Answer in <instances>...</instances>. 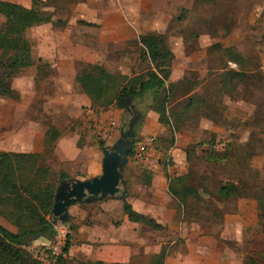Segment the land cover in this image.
Instances as JSON below:
<instances>
[{
  "label": "rangeland",
  "instance_id": "rangeland-1",
  "mask_svg": "<svg viewBox=\"0 0 264 264\" xmlns=\"http://www.w3.org/2000/svg\"><path fill=\"white\" fill-rule=\"evenodd\" d=\"M45 2L49 11L53 12V20L50 24L53 35L55 34L54 43L58 44L59 49L66 48L68 41L80 40L78 27L89 25L82 24L81 19L77 17L78 14L93 19L97 16L98 9H111V6H118V3L124 6L126 12L124 21L138 25L139 34L146 32L142 30L144 27L165 26L160 32L165 36L170 48H179L180 57L175 61L174 66L178 74H183L180 78L182 80L178 82L180 84L173 87L175 92L168 106L179 109L188 98L203 99L205 96L209 104H213V108L208 109L202 105L197 110L189 112L181 123L179 132H187L192 135V139L183 151V167L175 173L185 175V183L193 187L200 196V200L194 195H189L184 204L179 205L177 200H174L176 201L174 202L176 211L174 220L179 229L177 232L184 236L174 233V229L169 233L161 227L158 228V235H160L158 241L162 243L161 248L165 254L167 250L179 251L182 258V254H186V240L191 239V236L193 239L196 234L201 238L217 236L218 244L214 250L226 244L232 252H238L235 254L243 258L240 260L243 264L244 262L248 264L247 257L251 255L258 264H264V208L260 209L254 205V201L257 202L258 198L264 200V68L260 67L259 60V52L264 42V0H45ZM2 22L3 19L0 18V25ZM50 24H47L41 32L36 30L30 32L29 40H31L32 53L35 56L40 52L41 44H45L42 46V49H45L46 44L52 43V37L48 36L50 31L47 29ZM87 31L90 34L85 37L84 43L87 41L92 49L106 53L102 65L108 71L121 73V69L117 66L119 64L124 66L123 70L126 73L145 69V64L138 59V47L135 40L119 48L111 44L101 46L97 37L93 35L94 29ZM178 38L183 40L181 46L176 47L169 43V40ZM234 42H237V48L231 45ZM216 43L222 47L233 46L236 52L245 58L241 68L248 74L242 81L237 82L233 91H224L220 83L225 71L237 69L238 66L235 62L228 61L220 52L221 48L218 49L215 46ZM119 54L126 56L125 62L121 63V59H118ZM183 55L190 59L185 61ZM233 64L235 67H232ZM26 68H21L19 72ZM77 68H80L78 63ZM183 82L192 85L183 86L181 84ZM51 92V86L48 84L45 91L47 106H51L47 102ZM17 110L20 112L19 107ZM68 112L70 111L56 110L55 112L52 108L49 111L46 108L45 120H55L59 125H65L64 116L68 115ZM129 119L130 117L123 122L122 127H127ZM112 121L111 118L107 119L105 127L107 126L108 129L107 127L97 128L98 123L91 126L94 132L90 134L93 135L95 142L103 141L104 145H112L113 139L119 138L120 131ZM93 123L94 121H90L91 125ZM163 135L167 136L164 145H168L170 139L168 127L166 135ZM210 139L214 140L215 146L211 151L213 159L208 160L200 150V144ZM137 145L133 147V155L128 158L127 167L124 168L126 177L129 178L128 188L120 185L119 191L108 199L114 198L121 201L119 195L125 189L129 190L130 197L137 196L136 188L142 185L138 171L141 167H147L133 159ZM151 146L150 151L153 147ZM51 150V148L46 149L45 153L38 157V160L36 159V163L49 170L50 180L56 187L59 173L51 170L53 166ZM159 155L161 156L160 153ZM172 164L169 158L167 166L171 167ZM228 182H233L239 187L241 196L234 195L227 200L218 197L217 190ZM213 194L216 196L214 197ZM241 200H245V203L240 204ZM104 203L100 200L92 206L95 209V205L100 207L99 205L102 204L103 209L100 207L99 210L103 212L108 210L107 212L111 215L108 218L111 222L114 225H120L121 215L123 216L122 204L120 202L115 204L116 202L110 200ZM91 204L81 207L83 210L88 209ZM113 204L117 206L113 207ZM0 210H2L1 207ZM83 210L78 211L81 215L79 218H73L74 220L64 223L68 232L57 241L55 264H60L57 258L60 253L62 258L65 257L64 264H74L76 260L94 261L84 252V247L88 248V241L91 239L87 228L91 226L92 217L90 213L85 215L86 211ZM235 213L247 216L246 223L251 225L242 228L238 244L221 238V233L225 230L223 226L225 215ZM109 219L100 218L97 221L98 226L103 228L109 226L105 222ZM0 220L6 222L2 214H0ZM70 226L72 229L69 228ZM192 227L196 230H192ZM192 231L196 234L192 235ZM234 233L226 234L229 236L228 239L232 238ZM73 239L75 244L72 243ZM66 240H69L70 252L63 254L61 249ZM172 241L174 243L170 245ZM46 245L33 250L34 256L38 254L39 258L35 257L41 264H50L47 263ZM173 256L174 254L169 256L167 264L177 263ZM146 259V256L141 253L135 262H147L148 259Z\"/></svg>",
  "mask_w": 264,
  "mask_h": 264
},
{
  "label": "crops",
  "instance_id": "crops-1",
  "mask_svg": "<svg viewBox=\"0 0 264 264\" xmlns=\"http://www.w3.org/2000/svg\"><path fill=\"white\" fill-rule=\"evenodd\" d=\"M11 2H17L23 6L29 7L31 0H6ZM110 16V17H109ZM126 12L123 4L118 6H111V9L100 8L97 10V16L93 19H88L85 15L78 14V18L90 23L88 26L78 27L77 32L80 40L76 42L68 41L66 48H58V44L54 43L53 32L51 30V24L47 29L50 31L49 37L51 38V44H46V48L42 49L41 44L40 52L35 56L31 53L32 58L35 61L34 64L28 66L24 71L19 72L11 79V85L20 93L19 100H13L10 98L0 97V152H12V153H38L44 154L46 149V132L49 127H53L59 130V135L51 146L52 163L51 170L57 174L63 172L68 175V178L86 179L99 175L101 173V160L102 153L98 143L95 142L93 135V129L91 126H95L98 123L97 128H106L107 119L111 118L120 131L123 124V111L115 107H109L105 110H96L92 104L90 98L82 91L78 83L76 82V74L78 72V62H90L104 64L103 57L106 53H100V50L92 49L85 37L89 29H94L93 35L97 37V41L102 45L111 44L114 47H122L128 41L137 39L139 33L138 25L131 22L124 21ZM109 17V18H108ZM0 18L3 19L2 16ZM45 23L31 26L26 31V37L29 39L30 32L36 30L41 32L47 25ZM95 25V26H93ZM164 25L144 27L142 30L162 32ZM141 30V32H142ZM144 32V31H143ZM42 39V37H40ZM39 39V37H38ZM84 40V41H83ZM30 44H31V40ZM84 43V44H83ZM173 46H181L183 40L178 38L176 40H169ZM50 47H48V46ZM237 48V42L232 43ZM174 53V60L171 66V73L169 80L174 82V86L180 82L183 74L176 72L174 66L175 61L178 60L180 55L178 54L179 48H171ZM46 50V51H45ZM48 50V51H47ZM204 54V53H203ZM184 56V60L187 61L190 57ZM121 63L125 62L126 56L119 54ZM117 59V60H118ZM137 59L135 58V61ZM260 67L264 68V42H262V49L259 52ZM37 63L41 65L42 70L37 71ZM119 66L122 74L131 75L132 71L126 73L124 66ZM34 68V69H32ZM112 72V71H111ZM22 74V76H20ZM21 77V79H19ZM180 79V80H179ZM20 82V84H19ZM51 86L52 92L47 99V106L45 91L48 86ZM183 86L192 85L190 83H181ZM173 88V93H174ZM147 99V98H145ZM143 100L135 104L134 109L144 110L150 103V99ZM47 106V107H46ZM20 108V112L17 110ZM46 108L50 111V108L56 112V110H67L68 115H65V125H59L55 120L46 121L45 112ZM74 118V119H73ZM158 115L147 108L142 125L139 129V137L141 141H145L148 138L156 137L157 135H163L167 133V127L162 125L157 120ZM70 119L74 120L71 121ZM90 121H94L91 125ZM70 122H72L70 124ZM108 129V127H107ZM104 134V133H103ZM142 137V139H141ZM192 135L187 132H179L175 134L174 144L169 148L167 154L172 160L171 167L167 166V173L173 175L175 171L181 170L184 163V148L191 141ZM113 143L117 139H113ZM78 141L80 142L78 145ZM153 146V145H152ZM151 146V147H152ZM160 151L152 147L147 152L148 158L140 162L145 167L143 177L142 167L138 171L140 186H137V196L130 197L129 190L127 191L126 200L131 204L134 211L153 219L159 224L164 231L171 233L173 229L174 233L177 232L176 221L174 216L176 214L174 208V200H176L172 194L168 191V179L165 174L163 166L160 165L159 160L161 156ZM152 157V159H150ZM133 159L135 157L133 156ZM136 160V159H135ZM150 164V165H149ZM122 169V186L124 181L128 188L129 178L126 177L124 168ZM138 178V177H137ZM67 179V178H66ZM245 199V198H240ZM105 200V201H104ZM103 201H114L115 204H122L120 199L106 198ZM100 202V201H98ZM120 202V203H117ZM240 204H244L245 200H241ZM93 203L88 209H84L81 206L87 207L86 204L75 203L68 209L71 220L73 218H79L78 211H86L85 215H91V226L87 228V232L90 233L91 238L88 241V248L84 247V252L89 258L104 262V264L121 263L128 264L135 262L141 253L148 259L147 262L141 261L139 263H148L151 257L158 253L162 248V243L158 241V229L150 224L142 221L133 222L127 218V215L122 212V222L120 225H114L111 219L108 217L110 213L100 211V207L103 209V205H95ZM256 206V201H254ZM117 206V205H112ZM123 211V209H122ZM105 213H107L105 215ZM81 216V215H80ZM100 218H106L105 222L109 226H98L97 221ZM247 216L242 213H235L231 215H225L224 217V231L221 233V238L226 240H232L233 243L238 244L240 241V232L242 228H246L248 225ZM6 222L0 223L10 231L15 232L16 228L10 224L6 219ZM74 220V219H73ZM108 227V229H107ZM127 228V229H125ZM230 228V229H228ZM192 230H196L192 227ZM166 232V233H167ZM236 232V233H234ZM228 233H234L235 235L228 239ZM196 234L192 231V235ZM181 235V234H180ZM184 236V235H181ZM217 236H205L201 238L196 234L193 239L186 240V254L181 252H169L166 251L164 264L169 262V256L174 254L176 264H243L238 252H232L226 244L219 246L217 250H214L218 244ZM75 244V240H72ZM42 238L35 240L30 248L33 250L39 246L46 244ZM200 242V243H199ZM174 241L170 243L172 245ZM70 251H68L69 253ZM34 254V253H33ZM244 255V254H243ZM173 256V257H174ZM244 257V256H243ZM179 258V260H178ZM146 259V260H147ZM196 261H193V260ZM140 261V260H139ZM192 261V262H191ZM244 264H247L244 262Z\"/></svg>",
  "mask_w": 264,
  "mask_h": 264
},
{
  "label": "trees",
  "instance_id": "trees-1",
  "mask_svg": "<svg viewBox=\"0 0 264 264\" xmlns=\"http://www.w3.org/2000/svg\"><path fill=\"white\" fill-rule=\"evenodd\" d=\"M0 16L3 17L0 25V97L19 100L20 93L12 87L11 79L21 68L28 67L35 62L26 31L31 26L51 22L53 12L49 11L45 0H31L29 7L17 2L0 0ZM80 22L90 24L84 20ZM134 40L138 47V59L145 64L144 70L132 72L129 76L120 72L108 71L99 63L78 62L80 68L76 74V82L90 98L97 111L109 107L121 109L123 122L132 116L135 104L149 98L150 103L144 110L136 109L139 117L134 121L132 131L134 135H137V139L132 142L128 156L132 157L133 147L140 140L138 131L148 108L158 115L157 120L160 124L169 128L168 145H164L167 136L151 137V145L161 152L159 163L163 166L168 179V191L179 205L184 204L189 195H194L200 200V196L193 187L185 183V175L175 172L173 175L167 173L166 168L169 162L167 152L173 145L175 134L180 131L185 116L202 105L212 109L213 104H209L207 97L204 96L203 99L188 98L179 109L168 106L174 87V82L169 80L174 60L172 49L161 32H142ZM215 46L218 49L221 48L220 52L228 61L235 62L238 66L237 69L225 71L220 83L224 91H233L237 82L242 81L248 74L241 68L245 58L238 54L233 46L222 47L219 43ZM41 70V65L37 63V71ZM58 135L59 130L53 127L48 128L46 149L51 148ZM79 143L78 141V145ZM97 143L99 147L104 146L103 141ZM200 145L204 156L208 160L213 159L211 151L214 150V140H207ZM40 156L42 154L0 152V207L2 208L0 214L16 228L13 232L0 223V264H41L30 246L39 238L48 241L46 244H49L55 235L52 223L55 185L50 180L49 170L36 163ZM142 168V176L146 177L145 167ZM66 178L68 175L60 172L58 182ZM125 183L126 181H124V186ZM217 192L218 197L223 200L234 195L241 196L239 187L233 182L222 185ZM213 196L215 197L216 194ZM256 206L263 209L264 200L258 198ZM122 209L130 221H143L157 229L161 228L153 219L134 211L126 198L122 200ZM69 228L72 229V226ZM69 247V240H66L61 252L67 254ZM61 256L60 253L57 257L58 262L64 264L65 257ZM164 258L165 251L161 249L151 257L148 263L131 262L128 264H164ZM247 260L248 264H258L252 255L247 257ZM74 264H104V262L76 260Z\"/></svg>",
  "mask_w": 264,
  "mask_h": 264
},
{
  "label": "water",
  "instance_id": "water-1",
  "mask_svg": "<svg viewBox=\"0 0 264 264\" xmlns=\"http://www.w3.org/2000/svg\"><path fill=\"white\" fill-rule=\"evenodd\" d=\"M139 113L133 109L127 127L120 129L119 138L112 145L100 146L102 153L101 173L83 180L67 178L60 180L55 187L52 208V223H67L70 219L68 209L75 203L90 204L114 196L122 185V169L128 163V153L132 142L137 139L132 131L133 123ZM123 190L119 198H126Z\"/></svg>",
  "mask_w": 264,
  "mask_h": 264
},
{
  "label": "built area",
  "instance_id": "built-area-1",
  "mask_svg": "<svg viewBox=\"0 0 264 264\" xmlns=\"http://www.w3.org/2000/svg\"><path fill=\"white\" fill-rule=\"evenodd\" d=\"M232 67H235V65L233 64ZM151 141L152 139L148 138L145 141L139 142V144L137 145L136 152L134 154V157L137 161L143 162L148 158L147 152L150 149V146L152 143ZM53 226L55 230V235L53 239L51 240V242L46 245L47 255H48L47 263H50V264H55L56 262L57 241L60 239V237H64L66 235V232H68L64 223H61L58 221ZM35 256L39 258L38 254H36Z\"/></svg>",
  "mask_w": 264,
  "mask_h": 264
}]
</instances>
